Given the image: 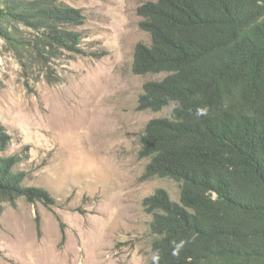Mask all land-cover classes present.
Here are the masks:
<instances>
[{
	"label": "trees",
	"instance_id": "obj_1",
	"mask_svg": "<svg viewBox=\"0 0 264 264\" xmlns=\"http://www.w3.org/2000/svg\"><path fill=\"white\" fill-rule=\"evenodd\" d=\"M137 14L151 43L137 46L133 72L166 75L144 85L138 110L173 106L140 137L142 178L180 184L179 202L164 189L143 200L149 264H264V0H158ZM84 20L61 0H0L1 38L39 61L78 53ZM12 142L0 122V210L21 198L53 205L26 185Z\"/></svg>",
	"mask_w": 264,
	"mask_h": 264
},
{
	"label": "rangeland",
	"instance_id": "obj_2",
	"mask_svg": "<svg viewBox=\"0 0 264 264\" xmlns=\"http://www.w3.org/2000/svg\"><path fill=\"white\" fill-rule=\"evenodd\" d=\"M61 1L85 17L75 28L78 53L39 61L0 36V122L13 138L10 154L25 159L26 185L55 201L2 205L0 264H149L153 215L143 200L158 189L180 199L176 181L144 180L148 161L139 158L147 124L173 108L138 110L144 85L166 76L133 72L137 46L151 43L137 9L158 0Z\"/></svg>",
	"mask_w": 264,
	"mask_h": 264
},
{
	"label": "bare ground",
	"instance_id": "obj_3",
	"mask_svg": "<svg viewBox=\"0 0 264 264\" xmlns=\"http://www.w3.org/2000/svg\"><path fill=\"white\" fill-rule=\"evenodd\" d=\"M66 116V115H65ZM72 123V122H71ZM68 126V125H67Z\"/></svg>",
	"mask_w": 264,
	"mask_h": 264
}]
</instances>
